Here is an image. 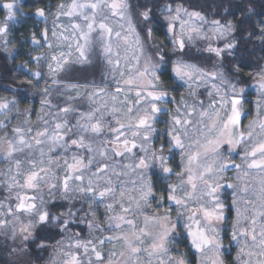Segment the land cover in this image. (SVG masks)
I'll return each mask as SVG.
<instances>
[{
    "label": "snow or ice",
    "instance_id": "obj_1",
    "mask_svg": "<svg viewBox=\"0 0 264 264\" xmlns=\"http://www.w3.org/2000/svg\"><path fill=\"white\" fill-rule=\"evenodd\" d=\"M20 2L0 0V44L9 56L12 27L24 15ZM221 6L227 15L239 12V19L222 15L209 20L202 11L174 0L135 4L60 0L51 13V36L67 50L52 51L47 26L31 33L33 46L47 45L50 50L47 75L52 85L76 96H66L60 107L52 103L46 84L38 124L31 122L30 109L23 113L17 109L15 115L23 119L12 127L11 135L0 136V155L9 161L3 173L8 195L0 200V232L18 242L13 253L30 257L31 244L43 251L49 247V237L40 235L41 230L57 229L62 235L46 264H188L183 253L172 254L173 242L186 234L198 255L197 264H224L222 225L227 205L221 197L231 189L236 216L230 242L238 249L234 264H264V65L252 76V85L241 75L247 66L242 50L229 71L223 65L225 53L232 57L240 48L236 34L245 31L255 9L251 0ZM156 10L166 25V41L154 35L151 22ZM33 15L47 25L45 7H36ZM61 17L70 23H57ZM255 31L248 33L249 38ZM258 32L264 45V21ZM197 40L207 41L203 52L217 58L211 71L184 59L187 46ZM214 40L226 43L214 47ZM44 59L29 53V61L20 67L38 83L44 78L39 70ZM98 61L105 66L101 84L95 80L69 84L61 79ZM29 62H36L37 70L27 68ZM165 71L185 88L179 99L162 78ZM27 83L32 85V80ZM250 87L257 93L254 101L247 99ZM201 89L207 93V103L198 99ZM85 97L89 107L82 111L73 101ZM246 104L254 105L255 115L244 124L250 115ZM15 106V99L0 98V128L8 126ZM70 116H75V123ZM162 116L167 119L161 130L157 125ZM57 149L64 150L62 163L51 157ZM177 152L179 171L172 167ZM25 153L24 159L17 158ZM233 154L239 155V163ZM233 170L229 182L225 173ZM57 198L67 208L61 204L63 210L53 212L51 201ZM101 205L103 223L97 217ZM73 223H86L89 238L73 232ZM106 244L112 245L107 253ZM17 264L32 261L21 259Z\"/></svg>",
    "mask_w": 264,
    "mask_h": 264
},
{
    "label": "trees",
    "instance_id": "obj_2",
    "mask_svg": "<svg viewBox=\"0 0 264 264\" xmlns=\"http://www.w3.org/2000/svg\"><path fill=\"white\" fill-rule=\"evenodd\" d=\"M133 4L137 2V0H131ZM175 3H182L186 7H190V9H195L202 11L209 20L211 19H220L223 15L225 19L238 20L240 17V13L237 12L235 16L227 15L224 13V7H218L221 3L224 6H227L233 2V0H174ZM248 0H245L247 3ZM60 3V0H21L20 9L23 11V16L17 17V23H15L12 27V31L10 34L11 43L8 45L10 49L13 50L12 56H9L7 52L2 50V44H0V98H12L16 100V106L22 111L25 108H30L31 106L39 107L41 105V90L45 87V85H49L51 79L48 78V56L49 51L47 45H42L39 48H36L31 44V33L36 31L37 33L43 29L45 26L49 29V38L51 37V29L50 25L53 24L52 19L54 16L51 14L54 12L56 5ZM251 3L254 6L255 14L251 16V19L244 25L245 31L238 32L236 34V38L239 41L240 48L236 53L233 54L232 57H229L227 53H225L223 59L224 70L227 72L230 68L235 65L236 58L242 50L245 55V65L241 68V75L245 78V83L252 85L253 80L252 76L255 72L259 71V67L264 65V45L261 44L259 40V32L258 25L261 21H264V0H251ZM36 7H45L49 12L47 25L45 22L33 15L34 9ZM155 19L151 22L153 27L156 29L154 35L156 39L166 41V37L163 32V28L166 27L164 25L163 19L159 14V11H155ZM0 18H2V13H0ZM36 26L35 28L33 26ZM253 28H257V31L253 33L251 38H249L248 33L252 32ZM207 41H195L194 43L187 46V55L184 57L188 62L195 63L201 68H205L208 71L213 70V64L217 61V58L214 55H210L208 53L203 52V49L207 47ZM226 41L224 40H214L212 44L214 47H223ZM170 47V45H169ZM29 53L31 55H44L45 59L39 63V70L44 73V78L40 79L38 83H36L35 78L31 77V75L27 72V69H22L20 66L25 61H29ZM176 57H171V59H175ZM95 60V58H94ZM36 62H29L27 64V68L37 70ZM171 63L169 62L168 69L170 70ZM105 71V66L102 62H95L92 66H89L86 71H77L73 73L70 77L61 76V79L65 81V83L69 84H80L84 85L95 80L97 84H101L102 81V73ZM170 71H165L163 79L166 80L169 85L170 90L175 89L173 95L179 99V95L181 92L185 91V88L181 87V85L175 81L174 78L170 77ZM66 77V78H65ZM32 80V85L27 83L28 80ZM51 92V100L53 104H58L60 107H63L66 104V96H71L70 93L61 86V85H50ZM63 93V95H61ZM73 94V93H72ZM74 96V94H73ZM257 98V93L254 87H250L247 90V99L249 101H254ZM198 99H202L205 103L208 102L207 93L202 90L200 91V95ZM73 103L79 107L82 111L87 110L89 107V103L87 98L77 99L73 101ZM175 105L169 104L168 107H174ZM246 108L249 109L250 115L244 118V124H247L251 119H253L255 115L254 105L246 104ZM56 109H52L55 111ZM33 112L29 113V116L35 114ZM3 116H0L2 119ZM75 123V116L68 117ZM166 116L161 117V123L157 125L158 129H164L165 124L163 123L166 120ZM34 121L31 119V122ZM34 125V124H33ZM12 124L7 127L2 128L3 130L7 129L9 132L12 129ZM34 133V132H33ZM161 137L156 135V144L159 146ZM164 139H167L165 136ZM75 151V149H73ZM59 150L54 151L53 153L57 155ZM227 154V153H225ZM71 155V154H69ZM22 156V155H21ZM232 159L235 160L236 163L240 162L239 155L233 154ZM179 162L180 156L177 152L172 167L179 171ZM3 163V162H2ZM234 171V170H233ZM233 171L226 172L225 175L230 178L234 176ZM173 180L175 177L172 178ZM171 182V181H169ZM232 190L225 189L222 193V199L225 201L226 215L227 221L222 225V228L225 230L222 232L224 249L222 251V259L224 264H234V258L238 251L237 246L234 242H230V233H231V225L233 220L235 219V212L232 208ZM157 197H159V188H157ZM5 197V191L3 190V185L0 184V200H3ZM52 211H61L59 205L64 204V208H67V204L62 200H54L51 202ZM164 207H168L167 204L163 205ZM77 208H80L81 205L77 203ZM155 207V202H153V208ZM84 208L87 209V204L84 205ZM101 215V212L98 214ZM173 216H175V212H173ZM79 218H77L78 220ZM73 232H78L81 234V238L87 236L88 228L85 224L73 223L72 229ZM178 231L182 232V229H178ZM40 235L47 236L49 239L46 240V243L49 244V247L40 251L36 249L35 244L29 245L31 249L30 257L21 258L19 254L13 253L12 249L18 246V242L14 244L12 240L8 239L7 236L0 232V264H17L21 259L23 260H31L32 264H46V262L50 261L51 258V249L57 240L61 238V233L57 229L51 230H41ZM40 240L37 239L35 243H39ZM173 255H179L183 253L185 258L188 261V264H197L198 255L195 252L186 238V234H184V238L178 236L176 240L173 242Z\"/></svg>",
    "mask_w": 264,
    "mask_h": 264
},
{
    "label": "rangeland",
    "instance_id": "obj_3",
    "mask_svg": "<svg viewBox=\"0 0 264 264\" xmlns=\"http://www.w3.org/2000/svg\"><path fill=\"white\" fill-rule=\"evenodd\" d=\"M53 20H54V18L52 19V22H53ZM57 23L67 25V24L70 23V21H69L67 18H65V17H61V19H60L59 21H57ZM49 27H50V29H52L53 24H51ZM50 40H52V43H53V49H52V51H56V52H58V51H66V50H67L65 47H58V46H57V41H56L54 38H52V36L50 37ZM197 41H199V40H197ZM46 51L48 52V51H50V50L48 49V50H46ZM65 78H66V77H65ZM177 82H178V81H177ZM178 83L180 84V82H178ZM50 85H52V83H49V86H50ZM183 88H184V87H183ZM202 90H203V89H201L200 91H202ZM67 93H70L71 96H73V94H74V96H76V92H74V91H67ZM72 93H73V94H72ZM8 99H9V100H12V98H8ZM17 109L19 110V112L23 113V112H24L26 109H28V108H25L24 111H23V110L21 111L17 106H15V109H14V112H13V118L9 121V125L12 124L11 127L16 126V125H17V124L23 119V116H22V115H21V116H16V115H15V111H16ZM29 109L31 110L30 112H33L34 109H35V107L31 106ZM45 111H47V109H45ZM30 112H29V113H30ZM34 113H35V114H32V116H29V117H30V120H31V119L34 120V121H32V123H33L34 125H37V124H38V121H39V116L41 115V105H40L39 107H36V110L34 111ZM46 118H47V117H46ZM2 119H3V117H2ZM34 131H35V129H34ZM5 133H8L9 135H11V130H10L9 132H7V129H6V130H3L2 128H0V136L4 135ZM33 134H34V133H33ZM57 150H59L58 154L55 155L54 153H51V157H52V159H54V160H60L61 163H62V161H63V156H64V150H63V149H57ZM57 150H55V151H57ZM44 151H45V152L48 151L47 146H45ZM73 151H74V150H73ZM69 154H71V153H69ZM21 155H22V156H21ZM21 155H18L17 158H19V159H24L26 153H25V154H21ZM36 156H37V157L39 156V150H38V149L36 150ZM2 162H3V163H2ZM8 167H9V161H8L6 158H4L2 155H0V184L3 185V190L5 189V183H4V181H5V176L3 175V173L7 171ZM25 167H26V165H25ZM53 168L55 169V165H53ZM233 173H234V171H233ZM59 174L62 175V170H60V173H59ZM234 174H235V173H234ZM4 191H5V190H4ZM29 194H32V193H29ZM7 195H8V193L5 191V196H7ZM48 198L51 199L50 197H48ZM56 200H59V198H57ZM53 201H54V200H52L51 202H53ZM104 211H105V209H104V207H103L102 205L99 206L98 209H97V217H98V219L100 220L101 223L104 222V215H103ZM99 212H101V215H100V216L98 215ZM234 212H235V209H234ZM235 216H236V212H235ZM104 234H105V235H109V234H114V233H108V232H106V233H104ZM96 235H100V233H96ZM87 238H89L88 234H87V236L83 237L82 239H87ZM54 245H55V244H54ZM54 245L52 246V249H51V257L54 255ZM111 247H112L111 244H106V245H104L105 253H107V250L110 249ZM50 259H51V258H50Z\"/></svg>",
    "mask_w": 264,
    "mask_h": 264
}]
</instances>
